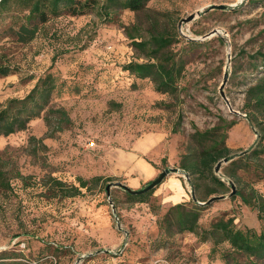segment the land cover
<instances>
[{
    "label": "rangeland",
    "instance_id": "rangeland-1",
    "mask_svg": "<svg viewBox=\"0 0 264 264\" xmlns=\"http://www.w3.org/2000/svg\"><path fill=\"white\" fill-rule=\"evenodd\" d=\"M19 12L14 0L0 9V57L17 65L16 73L0 76V109L52 72L58 85L50 107L68 118L59 125L61 114L51 112L49 128L43 112L26 130L0 136L10 176L15 170L29 176L26 184L13 178V190L0 188V264H228L229 242L204 239L202 230L234 217L238 228L260 232L257 212L231 194L229 181L208 200L223 197L193 201L195 176L181 162L198 146L196 131L220 126L243 166L236 188L252 183L264 194V179L255 175L264 149L262 159L254 155L264 139L245 108L247 89L264 73L263 57H253L264 54V0H151L143 11L121 9L109 20L99 8L63 14L42 24L28 44L11 36L10 27L25 21ZM126 26L144 38H175L183 66L177 95L125 71L139 57ZM230 163L223 160L216 175L227 180ZM166 169L150 195H129ZM50 176L76 185L79 176L103 179L78 196L60 197L47 190ZM198 182V194L207 197L211 179ZM180 203L204 206L199 233L179 231L177 218L186 210L172 208Z\"/></svg>",
    "mask_w": 264,
    "mask_h": 264
},
{
    "label": "trees",
    "instance_id": "trees-1",
    "mask_svg": "<svg viewBox=\"0 0 264 264\" xmlns=\"http://www.w3.org/2000/svg\"><path fill=\"white\" fill-rule=\"evenodd\" d=\"M11 0H0V9L5 8ZM16 10L25 12V21L11 26V36L15 41L22 44L32 42L40 31V26L46 24L51 19L63 14L72 16L86 14L90 10L99 8L105 15V19H111L113 14L121 9H129L135 12L143 11L151 0H14ZM19 12V14H20ZM127 36L132 40V47L138 53L139 57L131 60L124 65L125 71L129 75L137 78H150L155 84V89L161 93L177 95L180 90V80L182 78L183 66L176 58V52L172 49L174 43L173 36L167 33H151L150 38H144L139 33H134L125 27ZM143 55V56H142ZM263 57L259 52L253 56ZM4 58L0 57V76H9L17 72V65L12 61L3 63ZM58 78L48 72L41 76L30 93L23 98H10L8 102L0 109V136H9L21 130H26L32 120L41 117L45 112V120L49 128L53 126L51 112H59V125L62 124V118H68L63 108L50 107L54 91L57 88ZM245 108L251 124L260 127L261 139H264V73L260 74L256 81L252 83L246 91ZM234 122L229 125H233ZM228 134L221 130L220 126L201 131L198 130L193 135L197 139L198 146L193 152L186 154L181 162L182 170L189 176H195L192 180L194 194L192 200L207 201L208 198L227 187V181L230 185L242 183V176L239 174L243 168L239 164L241 159H236L237 153L227 145ZM31 140H40L35 136ZM263 147L254 150V155L262 159L261 153ZM223 158L231 160L224 173L227 180H223L215 173L217 163ZM235 158V159H234ZM8 161L0 156V188L4 190H13V178H19L26 181L29 176L21 171L15 170L14 176H10ZM197 175V176H196ZM257 179H264V160L257 164L255 168ZM210 178L213 186L207 193V197L200 196L201 178ZM103 176H94L92 179L78 177L79 185L68 183L58 177L50 176V183L47 184V190L53 193V196L75 197L82 193L83 188L89 189L91 183H99ZM245 185H247L245 183ZM153 189L143 193L129 194L131 197L148 196ZM234 197H241L243 202L257 212L259 221L262 224V230L258 232L253 228L243 230L235 224V218H220L212 223L209 229L202 230L204 239L211 238L216 244L224 241L229 242L231 250L224 252V258L228 264H264V194L257 190L252 183L247 187L238 188ZM204 206L196 203L193 208H186V204L180 203L172 209L186 211L179 212L177 221L179 231L197 232L200 230L199 218ZM245 259V260H244ZM244 260V261H243Z\"/></svg>",
    "mask_w": 264,
    "mask_h": 264
},
{
    "label": "water",
    "instance_id": "water-1",
    "mask_svg": "<svg viewBox=\"0 0 264 264\" xmlns=\"http://www.w3.org/2000/svg\"><path fill=\"white\" fill-rule=\"evenodd\" d=\"M218 8H224L225 6L224 5H219V6H216ZM196 16L194 14L190 15L189 17L183 19V21L181 22L180 24V28L182 27V24L183 22H190L192 21ZM226 79H227V75H226ZM226 81V80H225ZM226 97V96H225ZM227 100V103L229 104V100L228 98L226 97L225 98ZM224 162H229V159L227 158H223ZM223 160H220L216 167H215V171L216 173L220 172L221 171V167H222V164H223ZM177 170V169H175ZM171 172V169H166L164 170L163 172H161V174L157 177L156 180L152 181L146 188L142 189V190H137V191H132L133 193H143V192H146L148 190H151V189H154L157 185H159L164 179L165 177ZM116 184H119V183H116ZM236 186L235 184L232 185V193L231 194H235L236 193ZM220 197H223V196H214L212 198H210L208 201L206 202H200L201 204H208L210 202H213L215 200H217L218 198Z\"/></svg>",
    "mask_w": 264,
    "mask_h": 264
}]
</instances>
